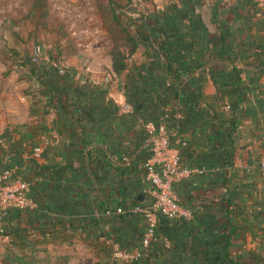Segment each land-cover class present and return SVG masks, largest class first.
<instances>
[{
    "label": "crops",
    "instance_id": "1",
    "mask_svg": "<svg viewBox=\"0 0 264 264\" xmlns=\"http://www.w3.org/2000/svg\"><path fill=\"white\" fill-rule=\"evenodd\" d=\"M199 2V21H178L163 42L137 41L111 81L65 67L83 90L100 91L95 109L48 108L26 77L20 112L0 121V170L31 181L32 205L5 224L21 264H264V0ZM163 120L172 144L185 143L182 165L200 171L173 190L190 218L157 219L148 257L115 261V245L140 247L141 215L114 210L148 205L145 133Z\"/></svg>",
    "mask_w": 264,
    "mask_h": 264
},
{
    "label": "rangeland",
    "instance_id": "2",
    "mask_svg": "<svg viewBox=\"0 0 264 264\" xmlns=\"http://www.w3.org/2000/svg\"><path fill=\"white\" fill-rule=\"evenodd\" d=\"M180 3V0H0V121L8 119L9 109L11 113L20 112L21 92L28 90L26 77L30 76L28 70L22 72L21 68L27 69L28 58L52 57L64 68H77L84 73L94 71L93 74L111 81L113 56L128 57L126 64L130 63L129 34L139 41L140 36L152 30L153 19L167 11L169 5ZM5 224L2 219V231L7 228ZM9 239L10 236L0 232V264H21L17 250L14 248L11 253Z\"/></svg>",
    "mask_w": 264,
    "mask_h": 264
},
{
    "label": "built area",
    "instance_id": "3",
    "mask_svg": "<svg viewBox=\"0 0 264 264\" xmlns=\"http://www.w3.org/2000/svg\"><path fill=\"white\" fill-rule=\"evenodd\" d=\"M35 59L38 60L36 57ZM145 134V145L150 151V156L141 165V169L148 183L145 192L149 203L145 207L137 205L126 211L122 208L114 210L118 216L127 212L130 215L140 214L145 222L139 249L129 252L118 245L114 246L112 258L124 263H139L148 257L149 249L159 239L156 233L157 219L175 221L190 218L188 212L180 209L173 190L175 185L200 172L196 167L187 168L182 165L178 146L183 147L185 143L178 140L176 146L172 144L164 120L157 126H149ZM39 152L40 149H36V153ZM260 165L264 170V155ZM30 186L31 182L25 179L18 169H6L0 173V222L4 211L10 209L23 211L32 205L28 198ZM106 213L108 215L112 212L107 210Z\"/></svg>",
    "mask_w": 264,
    "mask_h": 264
},
{
    "label": "trees",
    "instance_id": "4",
    "mask_svg": "<svg viewBox=\"0 0 264 264\" xmlns=\"http://www.w3.org/2000/svg\"><path fill=\"white\" fill-rule=\"evenodd\" d=\"M180 1H182L180 5L171 4L169 5V9L167 11L165 10L162 11L161 16L153 20L151 19L152 20L151 24H153L151 26L152 30L150 31V33H145V35H142V37L140 36L138 40H143V39L146 40L148 36H152V37L161 38L163 42V37L165 38L166 36H172L171 30L175 32L179 30L178 21L185 19L188 16H190L194 21L197 20L199 21L201 19V15L199 13H197V18L195 16L196 8L198 9L199 6H201L199 0H180ZM165 22L167 24H164ZM166 29L169 31H166ZM128 38H129V42L132 44L131 52L128 54V56H132L137 50L138 47L137 41L130 34ZM35 57L36 56L33 55V57L28 58L29 61L28 63H26L25 66L29 71V75L35 78V81L38 85L37 88L38 93L41 97H43V100L45 101L46 106L48 108L51 107L55 109L57 104L60 105V103L58 102L63 100L65 102V105L63 106L65 113H67L70 110L69 108L73 109L74 112L79 110L78 113L81 112L82 109L84 110L91 109L92 107H93L92 109H95L94 107L96 106L97 101L94 99L93 95L97 93L100 94L99 90H94V89L91 90L90 88L87 90L85 89L83 90L80 87L79 82H75L74 74L72 72H69L67 68L62 67L59 60H54L55 61L54 62L53 61L54 58L52 57L49 58V60L48 59L37 60L35 59ZM126 58H123L120 55H116L115 57L113 56V61H112L113 70L116 72L124 70L127 67L125 62ZM52 62L53 64H51ZM82 96H84L85 98L84 100L88 99L89 103H87V106L84 108H78L77 103L79 105V103L82 102L81 101L83 100L81 98ZM228 97H231L229 98V100L232 98L234 99L233 103L229 104V108L234 112L237 107V103L239 101L238 94L234 90L230 93V96ZM76 99H79V101L81 102L77 101V103L74 104L73 102H75ZM10 153L14 154L15 152H10ZM134 202H135L134 205L130 207L137 205V202L136 201ZM18 211H19L18 209H10L4 211L3 216L4 215L5 216L3 217V221L6 220L11 222V220L14 217L16 218ZM12 232L16 233L15 231H11V229L5 228L1 233H3L6 236L7 235L9 236L11 235ZM13 250L14 249L11 248V253L14 252ZM15 253L17 256V260L20 263L23 262L24 257L20 256L18 251H16ZM30 260L32 261V259H29L28 261L29 263ZM143 261L144 260H142L141 263ZM143 264H149V263L144 262Z\"/></svg>",
    "mask_w": 264,
    "mask_h": 264
}]
</instances>
